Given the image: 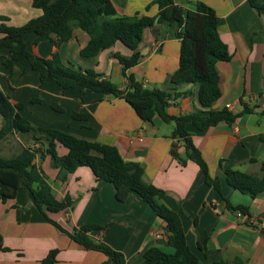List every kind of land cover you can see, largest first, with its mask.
I'll return each mask as SVG.
<instances>
[{
  "label": "crops",
  "instance_id": "crops-1",
  "mask_svg": "<svg viewBox=\"0 0 264 264\" xmlns=\"http://www.w3.org/2000/svg\"><path fill=\"white\" fill-rule=\"evenodd\" d=\"M110 1L118 16L155 17L158 14L157 0ZM258 1L264 5V0ZM198 2L216 12L219 35L232 56L231 61L217 65L222 96L213 110L227 108L240 113L245 105L254 109L232 125L222 123L203 131L187 126L210 175L219 177L222 195L205 183L196 163L191 160L184 163L172 155V146L176 144L181 158L186 159L184 144L173 138L174 123L164 122L157 113L151 121H143L119 97L80 93L78 87L63 94L50 79L40 87L39 74L35 71L19 74L12 84L9 70L3 64L10 57L6 49L0 50V90L13 104L24 106L21 114L34 126L113 146L124 160L139 163L144 170V181L166 192L159 203L179 212L187 244L202 264H236L237 260L242 264H264V196L252 198L231 188L222 173L223 169L251 173L253 167L260 170L264 161V114L261 113L264 109V14L249 0H175L184 11L194 9ZM41 15L42 11L32 6V0H0V16L8 17L13 26H22ZM176 29V25L168 23H155L145 29L138 47L140 62L126 71L127 76L114 58L115 53L130 54L121 44L100 53L93 63L83 61L80 53L90 37L80 29L75 30L72 40L61 45L59 55L64 64L93 68L121 90L129 88L128 75H132L146 89L170 91L175 98L167 112L179 117L201 109V105L196 86H175L170 82L179 63L181 40L176 36ZM36 39L34 33L26 36L28 51L33 56L50 59L55 50L53 44L49 41L36 44ZM15 68L20 72L23 66L16 62ZM77 113L88 114L89 118L74 119ZM3 125L0 114V131ZM32 142V136L27 133L6 135L0 139V159L17 158ZM56 150L60 156L67 154V149L60 144ZM36 161L56 199L69 198L71 206L59 213H44L46 209L41 211L31 191L25 188L12 200H0V264H41L52 251L56 252L54 264L106 261L104 254L76 244L48 217L68 232L87 225L102 227L90 236L122 253L126 264H141L144 251L150 247L174 253L167 243L163 222L138 195L130 194L120 202L113 185L98 181L87 167L72 172L55 168L49 155L44 159L38 155ZM228 204L231 208L245 207L248 214L239 218Z\"/></svg>",
  "mask_w": 264,
  "mask_h": 264
},
{
  "label": "trees",
  "instance_id": "trees-1",
  "mask_svg": "<svg viewBox=\"0 0 264 264\" xmlns=\"http://www.w3.org/2000/svg\"><path fill=\"white\" fill-rule=\"evenodd\" d=\"M249 2L259 13L264 14V5L258 0ZM156 4L158 14L148 17L118 16L110 0H32V6L40 9L42 15L26 24L13 26L9 24L8 17L0 16V50L6 49L10 53V57L3 64L9 70L12 84L19 74L35 71L39 74L40 87L45 80L50 79L63 94L78 87L80 93L95 92L119 97L143 121H151L157 113L164 122H173V138L183 142L186 159L181 158L176 144L172 146V155L182 159L184 163L186 160L196 163L204 174L205 183L222 195L219 177L210 175L200 150L193 145L187 126L192 125L203 131L222 123L232 125L244 114L253 113L254 109L245 105L240 113H234L227 108L213 110L214 104L222 96L221 76L217 65L232 59L227 45L219 35L216 12L202 2L196 3L194 9L187 11L178 6L175 0H157ZM155 23L176 25V36L181 40V45L178 68L170 77V82L175 86H196L201 109L179 117L170 116L167 108L175 98L170 91L146 89L132 75H128L129 88L121 90L93 68L83 69L61 61V45L72 40L75 30L80 29L90 37L88 45L80 53L81 59L93 63L100 53L121 44L130 54L124 56L115 53L114 58L122 65L123 74L127 76L126 71L140 62L138 47L144 30ZM30 33L37 36L36 44L41 41L53 44L55 50L50 59L33 56L28 51L25 38ZM16 62L23 66L20 72L15 68ZM78 98L82 100L80 96ZM23 108L22 104H13L9 96L0 90V114L4 118L0 139L10 133H27L32 136L33 141L17 158L0 159L1 201L14 199L17 192L25 188L31 191L38 208L41 211L46 209L44 213L55 214L67 210L71 206L70 199H56L51 184L36 161L38 155L42 159L49 155L55 168L70 172L80 167L89 168L98 181L113 185L118 201L124 202L130 194H136L153 209L164 224L167 243L174 249V253L169 254L157 247H150L144 251L141 264H202L187 244L179 212L159 203L158 200L165 197L166 192L144 181V170L139 163L124 160L113 146L79 139L60 130L36 127L22 116ZM261 113L264 114V109ZM73 118L86 120L89 115L77 113ZM58 144L67 149L66 155L58 154ZM222 173L226 184L231 188L252 198L264 196V161L260 165V174L232 169H223ZM178 207L182 212L181 203ZM231 209L248 214L247 208L242 206ZM48 220L84 249L104 254L107 259L102 264H126L122 253L90 236L91 232L103 229L102 227L87 225L68 232L50 217ZM1 243L0 236V249ZM55 262L56 252L52 251L41 264ZM236 264L242 263L237 260Z\"/></svg>",
  "mask_w": 264,
  "mask_h": 264
},
{
  "label": "rangeland",
  "instance_id": "rangeland-1",
  "mask_svg": "<svg viewBox=\"0 0 264 264\" xmlns=\"http://www.w3.org/2000/svg\"><path fill=\"white\" fill-rule=\"evenodd\" d=\"M245 171H249V169H245ZM251 173H254V174H260V170L259 169H256L253 167V170H250Z\"/></svg>",
  "mask_w": 264,
  "mask_h": 264
},
{
  "label": "built area",
  "instance_id": "built-area-1",
  "mask_svg": "<svg viewBox=\"0 0 264 264\" xmlns=\"http://www.w3.org/2000/svg\"><path fill=\"white\" fill-rule=\"evenodd\" d=\"M214 205V204H213ZM236 215L239 217V218H242L244 217V214L241 212V211H237L236 212ZM255 220H252V222H254Z\"/></svg>",
  "mask_w": 264,
  "mask_h": 264
}]
</instances>
